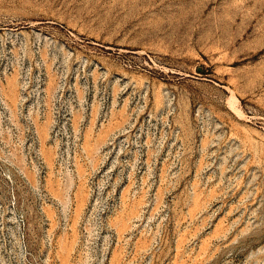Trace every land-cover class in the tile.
I'll return each mask as SVG.
<instances>
[{
    "label": "rangeland",
    "instance_id": "1",
    "mask_svg": "<svg viewBox=\"0 0 264 264\" xmlns=\"http://www.w3.org/2000/svg\"><path fill=\"white\" fill-rule=\"evenodd\" d=\"M0 264H264V0H0Z\"/></svg>",
    "mask_w": 264,
    "mask_h": 264
}]
</instances>
